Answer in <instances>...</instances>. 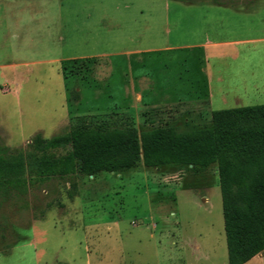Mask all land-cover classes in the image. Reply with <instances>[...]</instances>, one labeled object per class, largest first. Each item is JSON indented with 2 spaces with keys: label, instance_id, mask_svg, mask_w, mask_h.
Wrapping results in <instances>:
<instances>
[{
  "label": "rangeland",
  "instance_id": "374dc122",
  "mask_svg": "<svg viewBox=\"0 0 264 264\" xmlns=\"http://www.w3.org/2000/svg\"><path fill=\"white\" fill-rule=\"evenodd\" d=\"M222 2L0 0V148L82 115L205 128L264 105V0ZM99 262L228 264L217 166L0 185V264Z\"/></svg>",
  "mask_w": 264,
  "mask_h": 264
},
{
  "label": "trees",
  "instance_id": "16d2710c",
  "mask_svg": "<svg viewBox=\"0 0 264 264\" xmlns=\"http://www.w3.org/2000/svg\"><path fill=\"white\" fill-rule=\"evenodd\" d=\"M116 115L72 117L68 131L51 138L38 133L25 151L0 148V185L26 191L35 181L123 175L141 166L187 167L199 174L216 165L228 264L264 255V105L213 111L205 128L140 131L132 119L119 123ZM76 186L70 183L71 189Z\"/></svg>",
  "mask_w": 264,
  "mask_h": 264
},
{
  "label": "crops",
  "instance_id": "0c3cea01",
  "mask_svg": "<svg viewBox=\"0 0 264 264\" xmlns=\"http://www.w3.org/2000/svg\"><path fill=\"white\" fill-rule=\"evenodd\" d=\"M216 44L217 43H215L214 45H216ZM198 46L201 47L203 45H198ZM204 54H205L206 58L209 56V54H207L206 52ZM203 94L204 93H202V94H196L197 100H202L203 98L205 99V97H201V96L212 97V95H213L212 92H210V90H208V93H205L204 95ZM200 98H202V99H200ZM197 100H195V101H197ZM205 101L209 102V100H205ZM64 208H65V206L62 207V209H64ZM99 264H102V263L99 262ZM245 264H264V255H258L256 257L252 258L250 261H248Z\"/></svg>",
  "mask_w": 264,
  "mask_h": 264
}]
</instances>
